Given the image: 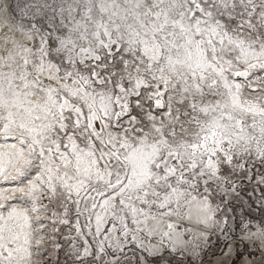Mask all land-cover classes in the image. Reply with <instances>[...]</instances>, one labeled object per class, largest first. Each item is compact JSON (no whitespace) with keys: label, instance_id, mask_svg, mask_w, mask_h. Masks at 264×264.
Listing matches in <instances>:
<instances>
[{"label":"snow or ice","instance_id":"6c2138e0","mask_svg":"<svg viewBox=\"0 0 264 264\" xmlns=\"http://www.w3.org/2000/svg\"><path fill=\"white\" fill-rule=\"evenodd\" d=\"M264 264V0H0V264Z\"/></svg>","mask_w":264,"mask_h":264},{"label":"rangeland","instance_id":"374dc122","mask_svg":"<svg viewBox=\"0 0 264 264\" xmlns=\"http://www.w3.org/2000/svg\"><path fill=\"white\" fill-rule=\"evenodd\" d=\"M222 243L213 238V245L204 256V264H224L221 259Z\"/></svg>","mask_w":264,"mask_h":264}]
</instances>
